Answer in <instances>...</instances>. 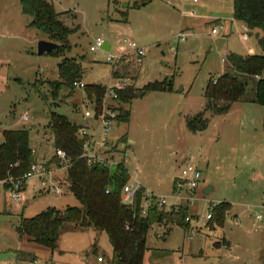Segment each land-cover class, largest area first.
Returning a JSON list of instances; mask_svg holds the SVG:
<instances>
[{
  "label": "rangeland",
  "instance_id": "1",
  "mask_svg": "<svg viewBox=\"0 0 264 264\" xmlns=\"http://www.w3.org/2000/svg\"><path fill=\"white\" fill-rule=\"evenodd\" d=\"M48 1L64 24L75 29L67 38L70 49L64 54L54 50L38 55L37 43L47 40L46 36L29 27L30 18L22 13L20 0H0V143L2 131L26 130L35 158L48 162L56 153L51 113L88 127L92 136L97 134L99 123L84 118L86 89H74V81L86 87L123 81L137 91L148 83L165 82L166 91L133 99L126 106L129 119L112 123L106 139L107 155L112 159L109 171L114 173L123 164L128 181L135 178L148 192L164 197L166 208L173 203L187 207L190 221L185 218L186 229L176 224L151 226L143 264H227L226 250L216 247V242L239 229H258L251 227L252 212L246 207L264 201V108L252 102V82L247 84L244 99L232 103L226 113L204 111V90L229 71V53L264 54L254 34L241 36L239 23L231 34H226V22L218 35L211 34L213 23L208 16H228L232 0H199L197 4H182V0ZM135 2L138 8H133ZM191 11L193 16L187 14ZM220 16L214 18H233ZM178 32L182 40L176 38ZM98 39L110 46L112 55L118 52V43L127 39L144 49V57L137 64L129 52L108 64L102 50L90 51ZM64 59H74L81 78L63 85L52 97L51 84L58 79L57 66ZM201 112L206 128L194 132L188 122ZM23 114L28 115L27 121L21 120ZM98 139L103 140L102 133ZM187 161L198 168L201 182L193 193H187L192 198L189 202H176L174 178ZM56 176L60 182L67 180L65 172L58 171ZM67 187L56 195L31 178L26 181L21 207L9 196L5 203L0 199V264H16L29 257L49 264H109L107 236L92 227L65 223L54 250L19 239L16 227L22 218L47 209L64 213L79 207ZM222 202L230 203L231 212L222 227L210 230L206 215ZM259 212L264 215V209ZM98 257L104 261L98 263Z\"/></svg>",
  "mask_w": 264,
  "mask_h": 264
},
{
  "label": "trees",
  "instance_id": "2",
  "mask_svg": "<svg viewBox=\"0 0 264 264\" xmlns=\"http://www.w3.org/2000/svg\"><path fill=\"white\" fill-rule=\"evenodd\" d=\"M150 1V0H149ZM147 1V2H149ZM143 2L141 5H145ZM233 18L246 25L248 33L259 30L257 43L264 53V0H232ZM22 13L30 18L29 27L40 31L47 40L58 45L55 51L65 53L70 45L67 38L75 29H70L60 19L54 6L48 0H20ZM134 3L133 8H138ZM229 71L220 75L208 84L204 90L206 100L204 111L223 114L232 103L244 99L248 82H252V102L264 108V54L227 55ZM81 70L74 59H64L57 66L58 79L51 84V95L56 97L59 89L81 78ZM250 80V81H249ZM165 82L148 83L140 90L127 87L119 93V115L117 120L127 121L130 116V102L149 92H164ZM88 97H103L105 87L91 85L85 87ZM125 106L126 109H124ZM203 112L197 118L188 122V127L196 132L206 128L202 119ZM200 125H196L197 123ZM50 130L52 146L55 151H62L70 160L67 170V189L76 198L79 207L67 208L64 213L55 209H47L32 218H22L16 227L19 239L27 238L37 245L54 250L58 239L59 229L65 223H73L80 227H92L95 231L105 233L111 247L109 264H143L146 251V238L152 225L167 226L176 224L186 229L184 222L187 207L179 206L170 211L150 207L146 216L139 213V204L143 189L137 193L133 207L122 203L121 192L129 180V174L123 164L117 165L115 172L101 166H88L81 158L83 141L79 140L76 132L79 126L70 122L65 116L51 113ZM30 147L29 132L26 130L2 131L0 143V180L9 176L18 177L27 173L31 164L36 160ZM55 155L46 162V166L57 164ZM107 192V193H106ZM230 208L228 203H219L211 208L207 227L214 230L224 225L225 216ZM67 218H64V215Z\"/></svg>",
  "mask_w": 264,
  "mask_h": 264
},
{
  "label": "built area",
  "instance_id": "3",
  "mask_svg": "<svg viewBox=\"0 0 264 264\" xmlns=\"http://www.w3.org/2000/svg\"><path fill=\"white\" fill-rule=\"evenodd\" d=\"M183 2H191L196 4L199 0H182ZM192 15V13H189ZM235 21V20H233ZM225 29L224 22L218 20L213 22L211 29L212 35H218V33ZM177 39H183V34L177 33ZM105 42L101 39L96 40L95 44L90 47V51L102 50L107 54L106 63H117L122 58H125L129 52H133L134 60L137 64L141 63L144 57V49L137 47V45L127 39H122L118 44V52L115 55L110 54V48L108 51L103 50ZM225 62V59L221 60ZM113 63V64H114ZM216 83V79L213 80ZM74 89H84L86 85L81 81H74L72 83ZM128 86L123 81H117L115 84H109L105 87L103 97L97 102L95 98L92 99L85 94L82 102L85 107L84 118H92L99 123L96 136L90 134L89 128L78 125L79 128L76 132V136L79 140L83 141V152L80 156L83 158L88 166H101L109 170L112 159L108 157L106 151L108 143L106 142L108 132L114 121L117 120L119 115L120 104L118 102L119 93L124 91ZM123 107V106H122ZM21 120L27 121L28 115H21ZM98 133L103 134V140L98 139ZM104 150V151H103ZM57 158V164L46 166V162H42L36 159L30 166L27 173H24L18 177H7L0 180V199L5 203L6 196H9L10 200L18 207L22 206V200L24 197V189L26 181L31 178L39 180L40 184L44 188L52 190L56 195L62 193V187L68 186L69 183L66 180L58 181L56 173L59 171L67 173L70 167V160L66 157V154L62 151H55ZM35 155V152H32ZM67 179V175H66ZM201 182V173L196 166L190 161L185 162L179 171V175L174 178V196L173 199L176 202L184 201L189 202L192 198L187 195L188 192L193 193ZM143 189V195L139 204V213L141 216H146L150 207H156L159 210L170 211L171 209H177L180 204L175 203L169 205L166 208V200L164 197H159L151 192H148L143 186L133 178L132 182H127L121 192L122 203L126 206L133 207L135 198L138 192ZM68 190V189H67ZM107 193V192H106ZM206 219H210V213L206 215ZM256 220H260V216H255ZM186 221H190L186 218ZM193 232V230H191ZM104 259L102 257L97 258L98 263H102ZM13 264V263H5ZM16 264H49L44 260L37 259L36 257H29L24 261L17 262Z\"/></svg>",
  "mask_w": 264,
  "mask_h": 264
},
{
  "label": "crops",
  "instance_id": "4",
  "mask_svg": "<svg viewBox=\"0 0 264 264\" xmlns=\"http://www.w3.org/2000/svg\"><path fill=\"white\" fill-rule=\"evenodd\" d=\"M182 4H184V2ZM191 13H192L191 16H193L194 12L191 11ZM219 16H220L219 14H216V16L214 17H219ZM228 16L229 17L233 16V4H232L231 13ZM228 16H220V17H228ZM214 17L208 16L209 21L213 23L214 21L220 20L228 24L226 34L228 33L231 34L233 29H235L233 28V26L239 23L243 26V27H240L241 36H250L254 34L255 38L257 39V35H261V32L259 30H254L248 33L249 31L246 25L243 24L242 22L233 21L234 18L222 19V18H214ZM263 202L264 201L261 199V202L260 204H258V206H247L246 207L248 212L250 211L252 212V214H250V218L252 222L251 227L252 228L257 227L258 229H255V231H249V230L247 231V230L239 229L231 235H225V237H223V239H221L220 242H216L218 243L216 247L220 246V249L222 248L226 250L225 259L229 261L227 264H256L257 262L258 264H264V215L259 212V210L264 209ZM224 203H228V202H224ZM228 204L230 205V203ZM230 212H231V207L229 208L227 213L229 214ZM256 215L260 216L261 219L256 220L255 219ZM235 217L238 218L237 215H235Z\"/></svg>",
  "mask_w": 264,
  "mask_h": 264
},
{
  "label": "water",
  "instance_id": "5",
  "mask_svg": "<svg viewBox=\"0 0 264 264\" xmlns=\"http://www.w3.org/2000/svg\"><path fill=\"white\" fill-rule=\"evenodd\" d=\"M58 48V45L51 42V41H47V40H40L37 43V54L38 55H42V54H47V53H51L53 52L55 49ZM103 50L108 51L109 50V45L105 42V44L103 45ZM209 189H206L204 191V193H208ZM64 218H67V215H64Z\"/></svg>",
  "mask_w": 264,
  "mask_h": 264
}]
</instances>
